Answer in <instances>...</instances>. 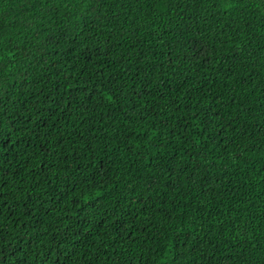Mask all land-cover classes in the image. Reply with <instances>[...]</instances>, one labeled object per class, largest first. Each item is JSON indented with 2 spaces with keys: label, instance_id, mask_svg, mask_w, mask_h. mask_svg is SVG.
Listing matches in <instances>:
<instances>
[{
  "label": "trees",
  "instance_id": "trees-1",
  "mask_svg": "<svg viewBox=\"0 0 264 264\" xmlns=\"http://www.w3.org/2000/svg\"><path fill=\"white\" fill-rule=\"evenodd\" d=\"M0 264H264V0H0Z\"/></svg>",
  "mask_w": 264,
  "mask_h": 264
}]
</instances>
